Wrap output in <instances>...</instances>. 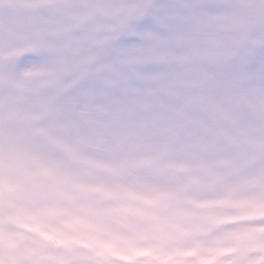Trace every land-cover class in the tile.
<instances>
[{
  "label": "clouds",
  "instance_id": "1",
  "mask_svg": "<svg viewBox=\"0 0 264 264\" xmlns=\"http://www.w3.org/2000/svg\"><path fill=\"white\" fill-rule=\"evenodd\" d=\"M0 264H264V0H0Z\"/></svg>",
  "mask_w": 264,
  "mask_h": 264
},
{
  "label": "rangeland",
  "instance_id": "2",
  "mask_svg": "<svg viewBox=\"0 0 264 264\" xmlns=\"http://www.w3.org/2000/svg\"><path fill=\"white\" fill-rule=\"evenodd\" d=\"M157 27V22L153 19V18H145L141 24L139 25V31L140 32H148L154 28ZM125 43L127 45H137V44H140L141 43V40L136 36V35H133L131 37H129ZM33 60V57L29 56V57H26L25 58V63H28V62H31Z\"/></svg>",
  "mask_w": 264,
  "mask_h": 264
}]
</instances>
